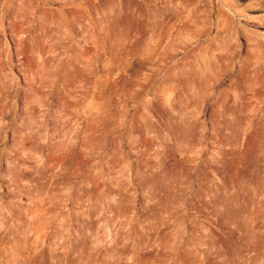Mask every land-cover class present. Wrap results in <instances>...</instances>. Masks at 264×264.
I'll return each mask as SVG.
<instances>
[{"label": "rangeland", "instance_id": "rangeland-1", "mask_svg": "<svg viewBox=\"0 0 264 264\" xmlns=\"http://www.w3.org/2000/svg\"><path fill=\"white\" fill-rule=\"evenodd\" d=\"M0 264H264V0H0Z\"/></svg>", "mask_w": 264, "mask_h": 264}]
</instances>
